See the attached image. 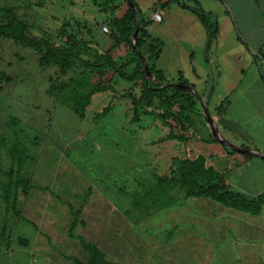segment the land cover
Returning a JSON list of instances; mask_svg holds the SVG:
<instances>
[{
  "label": "rangeland",
  "instance_id": "1",
  "mask_svg": "<svg viewBox=\"0 0 264 264\" xmlns=\"http://www.w3.org/2000/svg\"><path fill=\"white\" fill-rule=\"evenodd\" d=\"M246 1L192 0L191 4L211 12L213 18L208 15L206 20L215 26L222 25L225 17L231 20V12L241 23L237 14L250 9ZM0 7L14 8L22 19L30 20L34 26L27 35L31 38H47L53 47L61 48L66 39L58 29L66 22V30L89 42L83 54L86 59L95 50L105 52L101 41L111 32V12L105 0H0ZM211 37L207 48L212 45ZM201 59L198 51L196 61ZM75 65L63 73L60 65L43 63L33 48L0 38V156L4 168L0 177L5 182L10 177L14 136H20L36 159L33 188L25 196L22 186L17 187L15 211L8 213L4 232L0 218V264L86 263L88 254L80 237L117 264H237L242 262L235 252L241 241L260 234L257 244L264 242L262 227L252 230L245 221L232 225L216 211L221 204L187 197L185 190L175 186L172 179L179 175L175 157L195 158L206 149L197 134L186 144H157L168 131L160 119L127 131L126 115L117 109L124 107L120 95L132 90L140 96L143 87L115 73L109 74V81L104 76L100 84L104 89L111 85L113 90L96 93L81 115L74 103L79 94L96 86L97 75L92 68L83 72L78 61ZM147 81L152 86L159 83L150 77ZM192 96L196 109L202 111ZM111 104L114 108L101 115ZM197 120L211 133L204 117ZM29 176L13 168L14 180ZM162 176H168L167 180L161 181ZM0 192L5 195L4 188ZM76 211H80L79 221L72 229ZM220 250L228 252L219 254Z\"/></svg>",
  "mask_w": 264,
  "mask_h": 264
},
{
  "label": "crops",
  "instance_id": "2",
  "mask_svg": "<svg viewBox=\"0 0 264 264\" xmlns=\"http://www.w3.org/2000/svg\"><path fill=\"white\" fill-rule=\"evenodd\" d=\"M134 1L151 38L162 42L155 66L165 82L173 84L182 77L199 96L207 99L216 127L226 139L240 148L264 155V0H247L250 9L237 14L241 23L231 12V20L225 17L222 25L215 26L211 20H206L208 15L213 18L211 12L206 13L200 7L201 10H197L191 4L192 0H175L168 6V0ZM157 12L162 15L161 22L153 19ZM214 30L212 45L207 48ZM108 39L101 41L105 51L113 46ZM150 44L148 41L142 48L146 57L150 55ZM124 48L122 45L113 50L114 59L126 55ZM198 51L201 61H198L200 58L196 61ZM226 98L229 99L228 106L219 116L217 107ZM203 117L197 115L195 121ZM194 127L198 138L205 142L206 149L201 155L210 152L205 156L207 164L223 175L233 191L249 198L264 194V159L255 155L247 158L240 152L232 154L218 141H210L209 132L200 120ZM216 211L232 225L235 221H245L252 230L259 227L264 230V205L258 215L223 205ZM259 235L241 241L237 246L235 252L245 264H264V242L257 244ZM218 252L226 254L228 250Z\"/></svg>",
  "mask_w": 264,
  "mask_h": 264
},
{
  "label": "trees",
  "instance_id": "3",
  "mask_svg": "<svg viewBox=\"0 0 264 264\" xmlns=\"http://www.w3.org/2000/svg\"><path fill=\"white\" fill-rule=\"evenodd\" d=\"M171 2H175V0H168L167 6ZM131 3L135 5L141 23L139 35L135 41L138 51L134 48L132 38L137 28V18ZM105 4L111 12L108 22L111 26V32L108 38L113 42V46L105 52L95 50L94 56H90L87 59L83 54L90 47L88 45L89 42L76 32L66 30V25L69 23L64 22L63 26L58 29L59 36H63L66 39L64 46L61 48L53 47L47 38L29 37L27 31L31 30L34 25L30 20L22 19L11 7H0V38H9L25 47L33 48L39 54L43 63L60 65L63 73L73 70L76 66V61L83 67V72H87L91 68L94 69L97 75L96 86L87 91L86 94H79L74 103V108L81 115H84V111L96 93L105 92L106 88L113 90L111 85L105 89L100 87L101 82L104 81V76L107 75L109 81L111 79L109 74L115 73L118 77L128 82H141L143 89L140 96H136L132 90L125 91L120 95V100L124 107L117 109L126 115L129 125L126 130L129 132L131 130L135 131L138 130V127L143 128L148 122H152V119H160L168 131L166 135L156 142L157 144L159 142L186 144L196 134V128L194 127L195 116L203 117L201 110L199 111L201 113H199L195 107L197 101L194 97L183 92L178 87V84L187 85V82L180 77L176 83L167 84L163 74L156 69L155 61L160 57L162 43L157 39H152L145 29V20L140 16V9L134 0H105ZM215 33L216 31L214 30L211 39L214 38ZM148 41H151L150 55L146 57L142 52V48ZM122 45L127 49L126 55L114 59L113 50ZM142 57L145 58L148 69L145 68L141 60ZM147 73L154 75L159 83L155 86L148 83ZM162 85L166 86L161 87ZM155 103H159L158 108L152 109ZM228 103L229 99L226 98L217 107L219 116L224 113ZM113 108V104L107 106L101 115L109 113ZM147 126H145V133ZM132 127L135 128L133 129ZM141 130L143 132V129ZM209 135L210 141L217 142L211 133ZM12 145L11 165L8 171L10 177L7 182L0 177V189L4 188L5 190V195L0 192V199L3 200V204L0 205V218L3 220L1 230L3 232L5 231L8 213L15 211L13 203L16 199L15 192L17 187L22 186V192L25 196L33 188L31 176L36 161L35 156L22 143L20 136L13 137ZM230 153L234 154L236 152L230 151ZM245 156L247 158L251 157ZM174 161L178 165L177 171L179 175L174 177L172 181L177 188L185 190L187 197L205 198L227 208L251 215L261 213L264 205V194L257 198H249L243 193L233 191L223 175L213 166L207 164L205 156L200 154L195 158L175 157ZM15 166L18 172H28L29 178L24 181L14 180L12 173ZM0 169H4L1 156ZM167 178L168 176H162L160 180L166 181ZM16 213L19 217L20 211H16ZM79 216L80 211L73 212L72 229L77 226ZM80 242L82 248L88 254V260L86 263L74 260L75 264H117L107 261L105 255L95 244L87 242L83 237H80Z\"/></svg>",
  "mask_w": 264,
  "mask_h": 264
},
{
  "label": "water",
  "instance_id": "4",
  "mask_svg": "<svg viewBox=\"0 0 264 264\" xmlns=\"http://www.w3.org/2000/svg\"><path fill=\"white\" fill-rule=\"evenodd\" d=\"M131 6H132V9L133 11L135 12L136 14V18H137V28L135 30V33L133 34V41H134V48L138 51L137 47H136V44H135V41L136 39L138 38V35H139V29H140V26H141V23H140V19H139V14L137 12V9L135 7V5L133 3H131ZM142 62L144 63L145 65V68L148 69V64L146 63V60L145 58H141ZM147 77H150V78H153L156 80V78L154 77V75H151L149 73H147L146 75ZM157 81V80H156ZM166 85H162L161 87H165ZM178 87L185 93H190L192 95H194L195 97H197V99L199 100L200 102V105L202 107V114L204 116V118L206 119V123L209 127V130L211 132V134L213 135V137L219 142L221 143L222 145H224L225 147L229 148L231 151H235V152H240V153H243V154H246V155H255L257 157H260L262 159H264V155H262L261 153H259L258 151H254V150H251V149H244V148H240L236 145H234L232 142H230L228 139H226L221 133L220 131L218 130V128L216 127V124H215V121L214 119L212 118L211 114H210V111L208 109V106L206 104V98H203L201 96H199L196 91L189 85H184V84H178Z\"/></svg>",
  "mask_w": 264,
  "mask_h": 264
},
{
  "label": "built area",
  "instance_id": "5",
  "mask_svg": "<svg viewBox=\"0 0 264 264\" xmlns=\"http://www.w3.org/2000/svg\"><path fill=\"white\" fill-rule=\"evenodd\" d=\"M153 19H154V21H156V22H161V21H162V15H161L159 12L154 13V14H153ZM103 31H104V32H108V28H107L106 26L103 27Z\"/></svg>",
  "mask_w": 264,
  "mask_h": 264
}]
</instances>
